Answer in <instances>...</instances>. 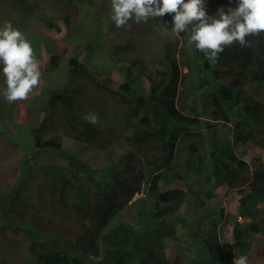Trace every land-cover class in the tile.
<instances>
[{
	"label": "trees",
	"instance_id": "trees-1",
	"mask_svg": "<svg viewBox=\"0 0 264 264\" xmlns=\"http://www.w3.org/2000/svg\"><path fill=\"white\" fill-rule=\"evenodd\" d=\"M58 2L60 5L50 3L55 11H60L59 14L56 11L55 17L62 20L65 29L70 31V17L76 14L79 1ZM219 2L224 11L232 8L229 0ZM209 4L206 12L209 16H215L216 4L212 1ZM18 5L28 12L36 8L34 2L27 6L25 2ZM99 5L95 3L88 10L92 21L97 17ZM211 7L214 8L212 12ZM53 15L45 14L40 17L38 13V18L47 29L59 31ZM171 15L173 17L174 14ZM112 16L113 14L107 20L109 30L112 33L118 31L128 34V30L116 29ZM147 22L153 26L150 30L155 36L159 32L157 28L171 31L163 17L149 18ZM136 24L129 21V25L133 27ZM98 29L96 23L91 31L83 30L84 34L79 33L77 44L73 47L75 56L68 54V84L60 93L50 95L46 103L48 109L44 108L49 114L44 124L49 123L57 131L61 129L66 136L76 140L78 151L84 150L81 149L83 143L99 140L106 142L99 138L97 132L91 131L80 120L78 113L74 112L78 95L86 93L75 81L81 82L83 78L96 79L97 74H110L109 69L120 67L123 82L117 89L110 88L105 80L94 81V87L101 89L107 100L119 108L125 118H120L124 123L123 132L116 127L112 129L115 139L119 131L127 144L123 153L114 161L115 165L109 168L112 181L106 182L96 192L84 194L78 178V172L83 171V163L78 154L68 151L57 134L43 138L38 130V134L31 136L32 147L41 151L53 150L68 161L66 166L46 164L39 168L45 173L58 171L61 175L62 195L63 189L71 185L76 190L81 209L88 207V212L84 213L90 214L87 215L89 225L77 223V226L89 227L83 234L88 243L97 244L101 249L95 252L97 262L82 259L77 254L70 255L64 248L68 242H59L60 236L56 232L43 233L44 226L38 219L17 222L11 217V205L19 198L26 180L38 169L36 164L30 163L33 158H25V155H22L19 163L22 166L21 175L25 172L27 174L15 175L17 164L14 163L6 164L0 172V185L3 184L6 188V194H0V246L7 240L6 229L12 226L21 228L23 225L24 236L28 241L26 253L31 264H234L240 256L249 255L255 242L254 235L264 237V210H259L260 206H264V163L259 157L250 162L242 160L236 148L251 143L264 149V138L254 142L256 134L264 129V34L260 37H246L252 42L251 47L241 48L238 43L226 47L219 54L216 63L206 59L194 43L188 49L180 47L177 39L173 42L161 36L162 43L158 44L159 47L156 45L153 50L157 52L152 54L158 68L148 71L145 63L126 55V50H131L129 39H125L124 45L120 39L112 42L106 39L109 36L107 30L103 33ZM181 36H185L184 33ZM187 40L189 41L188 38ZM96 42L103 44L101 58L106 62L103 65L97 63L94 54L96 51L91 48ZM77 49L87 50V62L93 65L92 69L79 62L76 54L80 52ZM118 52L121 56L115 59L113 54ZM63 57V53H52L48 59V69H59ZM0 67L2 69L3 64ZM108 77L109 75L104 79ZM144 78L150 85H145ZM204 85L207 86L203 88ZM188 88L200 91V109L186 106L181 100L180 95L188 92ZM59 122L60 125L57 126ZM220 122L232 126V141L220 139ZM125 131H130L129 135H125ZM197 137L204 138L208 144L189 141ZM178 147L183 151L187 169L197 173L204 185L224 186L230 192L240 193L232 220L231 242L221 243L214 228L206 229L204 224L202 229V214L197 220V213L191 215L188 234L191 237L198 236L197 240L202 245L204 254L199 258L184 256V259H175L166 250L167 239H178L175 228L167 225L188 196V192L180 188H169L173 180L182 179L180 171L174 167ZM195 161L198 172L194 167ZM246 174H249V182L245 181ZM246 184L247 189L241 190ZM144 187L145 197L132 201L136 194L143 193ZM165 188L168 189L164 190ZM191 191L193 194L194 191ZM207 197H211L210 192H207ZM134 207L138 209V217L150 219L146 225L142 222L132 226L128 221H117L118 213L124 210L128 212ZM78 211L77 207L76 212ZM75 215L77 217H71V221L80 219V213ZM207 217L211 216L208 214ZM150 222L155 226L150 225ZM73 241L70 246L77 245L81 240L76 237ZM262 256L264 257V252ZM0 264H8V260L0 259Z\"/></svg>",
	"mask_w": 264,
	"mask_h": 264
},
{
	"label": "rangeland",
	"instance_id": "rangeland-1",
	"mask_svg": "<svg viewBox=\"0 0 264 264\" xmlns=\"http://www.w3.org/2000/svg\"><path fill=\"white\" fill-rule=\"evenodd\" d=\"M66 1V0H65ZM77 1V0H74ZM76 14L70 17L71 30L67 31L63 24V21L58 17H55L56 11L59 14L60 11L54 10L53 5L50 3L59 4L58 0H0V28L3 27L6 21H10L15 28L21 31L28 41H30L34 57L39 62V68L41 72V80L37 88L33 90L29 98L26 101H17L14 103H8L3 97L2 93L6 89V79L3 75L0 67V172L6 167V164L14 163L17 166L15 175H21V163H19L22 155L25 158H33L30 163L36 164L38 169L35 170L33 176L26 180V184L19 194V198L11 205L12 212L11 217L17 222L24 220V222H31V219H35L38 222H42L44 228L43 233H58L60 236L59 242H68L65 246V250L70 255H78L82 259H86L92 263H96L95 257L96 250H100L97 244L88 243L83 231L89 227L77 226V223L89 225V218L84 212H88V207L84 209L78 205V196L76 190L71 186H66L62 195V181L61 175L56 172L45 173L39 168L42 165L57 164L61 166L68 165V161L60 156L53 150L41 151L32 147L31 136L38 131L43 138H48L53 134H57L62 138V145L72 153L78 154L80 160L83 163V171L78 172V178L80 179L81 191L84 194L98 191L99 188H103L106 182L112 181L111 172L109 168L115 165L114 161L123 153L127 144L123 138L121 132H123V124L120 118H124L122 112L116 106H113L110 101L107 100L101 89L94 87V81L96 79H81V82L75 81L76 84L82 86L86 93L79 94V98L74 104V112L78 113L80 120L84 124L88 125L91 131L98 133L99 138L105 139L106 142L101 140L97 142L83 143V151H78L76 146V140L65 135L63 130H56L50 127L49 123L44 124L45 119L48 118L46 103L50 95L54 93H60L62 89L68 84V60L69 55L75 56L73 47L77 44V37L79 33L85 31H91V28L97 23L99 31L109 32V36L106 38L112 42H117L118 39L126 44L125 39L130 40L131 50H126V55L130 58H137L140 63H145L146 69L158 68V63L153 61L152 54H155L157 50H153L156 45L161 43L158 36L150 30L153 26L148 22H142L135 24V27L129 25L126 28L119 29L120 31L128 30L126 33H118L115 31L112 33L108 26L107 20L110 15L113 14L111 7V0H78ZM212 1L216 4V12L222 8L220 0H205V9H209V2ZM231 7L234 9L237 7V0H229ZM25 2L26 6L30 3H35L36 8L28 12L18 4ZM18 3V4H17ZM74 3V5H75ZM99 3L97 6L96 18L92 21L89 11L92 5ZM17 4V5H16ZM25 7V6H24ZM214 8H210L212 12ZM48 14H54V23L59 26V31L47 29L43 21L38 18ZM88 13V14H87ZM172 15L165 14L164 19L167 20L166 25L171 30L172 27ZM47 17V16H46ZM164 21V20H162ZM157 23V22H156ZM118 29V28H116ZM132 30V31H130ZM161 36L169 38L175 42L177 39L180 43V47L192 48L193 42H191V29L184 33L185 36L176 37L172 32L163 31L159 29ZM83 32V34L85 33ZM130 36V37H129ZM168 36V37H167ZM129 37V38H128ZM189 39V41L187 40ZM186 40V41H185ZM149 44L150 46L148 47ZM151 46L153 47L151 49ZM128 47V46H126ZM159 47V45H158ZM95 49V55L97 63L103 65L106 63L102 61V42H96L91 46ZM79 50V49H77ZM87 50H79L76 54L80 63L93 67L91 63L87 62ZM52 53H63V62L56 71L49 70L48 59ZM123 53V52H122ZM69 54V55H68ZM118 58L120 52L114 53L113 57ZM39 57V59H38ZM108 57V56H107ZM89 59V58H88ZM124 65V62L123 64ZM2 66V63H0ZM109 68H107L108 70ZM110 74L100 73L97 75V79L105 80L109 83V87L117 89L123 82V74L120 67L108 70ZM186 72V70H183ZM109 75L108 79H104ZM145 85H150V82L143 79ZM214 86L212 80H209ZM207 85H204L206 87ZM188 92H184L180 95L181 100L186 106H196L201 108L202 101H200L199 92L193 91L188 88ZM181 92V91H180ZM197 101V103H195ZM46 107V108H45ZM45 108V110H44ZM60 110V109H59ZM61 110H60V112ZM88 114H95L98 116V123L93 125L85 119ZM42 123L44 125H42ZM78 123H81L78 121ZM120 123L121 125L117 124ZM42 125V126H41ZM60 125V122L57 126ZM119 128L117 138L115 139L112 129ZM206 132L205 130H202ZM218 131L220 139H233L232 126H226L222 122L218 124ZM125 135H129L130 131H125ZM36 133V134H38ZM33 137V136H32ZM122 137V138H121ZM264 138V129L256 134L254 142L260 141ZM194 143L201 142L203 145H207L208 141L199 137L189 139ZM125 141V142H124ZM87 147V149H86ZM236 152L240 155L242 160L250 162L251 159L259 157L264 162V149L253 145L247 144L238 146ZM183 151L180 147L176 151L174 160V167L178 169L182 175L181 180H173L169 188H180L185 192H188V196L185 203L178 209V211L172 215L167 227H174L178 239H167L166 250L169 252L170 257L184 259L187 258H199L203 256V247L198 242V236H190L188 234V228L191 224V215L197 213V218L200 219V227L203 229L204 224L207 228H214L218 239L221 243L232 241V220L236 212L238 205L239 191L230 192L224 186L208 187L204 185L202 179L198 177V174L189 171L184 163ZM22 161V160H21ZM20 161V162H21ZM50 161V163H49ZM196 171L198 172L197 161L194 163ZM113 168V167H112ZM27 174L25 172L21 176ZM55 175V176H54ZM249 174H246L245 181L249 182ZM75 182V181H73ZM247 184L241 189H247ZM168 188H165L166 190ZM191 189L194 191L192 194ZM61 190V191H60ZM207 192L211 193V197H207ZM146 187L143 189V193L136 194L132 201L145 197ZM0 194H6V188L3 184L0 185ZM146 200V199H145ZM148 200V199H147ZM94 202V201H93ZM194 202L196 204H194ZM77 207L79 211L76 212ZM139 207V205L137 206ZM137 207L132 208L130 211H122L118 213L117 221H128L132 226L146 225L150 219L145 217H138ZM259 210H264V206H260ZM91 211V210H90ZM89 211V212H90ZM80 213V219L71 221V217H77L75 214ZM211 217H207V215ZM21 225V224H19ZM150 225L155 226L150 222ZM21 228L12 226L5 230L7 240L5 244L0 246V259L8 260V264H31L30 258L26 253L28 241L26 240L23 232V225ZM151 226V227H152ZM73 230H76L75 232ZM106 231V230H105ZM197 232V229H196ZM79 237L80 242L75 246H70L71 242H74V238ZM255 242L252 245L251 252L248 257V264H264V237L261 235H254ZM1 242V241H0ZM64 245V244H63ZM188 260V259H186ZM190 261V260H189ZM134 264V263H132Z\"/></svg>",
	"mask_w": 264,
	"mask_h": 264
},
{
	"label": "clouds",
	"instance_id": "clouds-1",
	"mask_svg": "<svg viewBox=\"0 0 264 264\" xmlns=\"http://www.w3.org/2000/svg\"><path fill=\"white\" fill-rule=\"evenodd\" d=\"M111 7L118 29L128 27L129 21L146 23L149 18L174 14L172 34L180 37L191 29V42L211 63L218 61L226 47L236 43L241 48L251 47L252 42L246 37L264 34V0H237V7L228 11L221 8L215 16L207 14L205 0H111ZM157 31L161 41L162 32L159 28ZM0 63L6 79L2 93L5 100L10 104L26 101L38 87L41 72L30 41L10 21L0 28ZM85 119L93 125L98 123L95 114H88ZM247 256H240L234 264H248Z\"/></svg>",
	"mask_w": 264,
	"mask_h": 264
}]
</instances>
